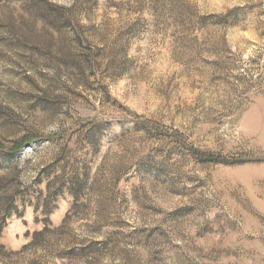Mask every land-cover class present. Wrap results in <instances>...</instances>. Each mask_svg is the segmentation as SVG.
I'll list each match as a JSON object with an SVG mask.
<instances>
[{
	"label": "rangeland",
	"instance_id": "1",
	"mask_svg": "<svg viewBox=\"0 0 264 264\" xmlns=\"http://www.w3.org/2000/svg\"><path fill=\"white\" fill-rule=\"evenodd\" d=\"M0 264H264V0H0Z\"/></svg>",
	"mask_w": 264,
	"mask_h": 264
},
{
	"label": "trees",
	"instance_id": "2",
	"mask_svg": "<svg viewBox=\"0 0 264 264\" xmlns=\"http://www.w3.org/2000/svg\"><path fill=\"white\" fill-rule=\"evenodd\" d=\"M25 143H27V141H22L21 143H19V145L17 146V147H15L13 150L14 151H16V150H20L24 145H25ZM18 151H16V152H18ZM12 153V152H11ZM15 152H13L12 154H14Z\"/></svg>",
	"mask_w": 264,
	"mask_h": 264
}]
</instances>
